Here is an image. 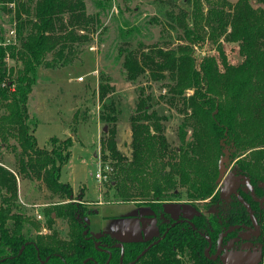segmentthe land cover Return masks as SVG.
Returning <instances> with one entry per match:
<instances>
[{"label":"trees","instance_id":"16d2710c","mask_svg":"<svg viewBox=\"0 0 264 264\" xmlns=\"http://www.w3.org/2000/svg\"><path fill=\"white\" fill-rule=\"evenodd\" d=\"M2 1L13 3L6 9L13 14L15 40L3 44L0 27V158L1 149L7 150L13 140L10 146L15 159L9 168L0 164V264H83L85 259L84 264H221L218 258L205 255L208 241L202 234L213 241L230 225L251 223L244 204L235 196L225 207L193 215L189 219L193 226L186 221L166 224L159 234L167 230L163 238L135 261L157 237L124 241L120 262V248L113 246L116 238L91 236L85 216L72 205L58 203L55 207L67 223L65 238L56 229L34 241L24 238V218L12 211L17 176L36 182L49 199L62 201L71 195L70 186L59 181L71 138L52 137L50 148L39 147L34 121L28 115L36 72L39 67L55 68L78 60L99 25V15L87 12L84 0ZM255 1L260 6L254 7L250 0H224L221 6L213 4L209 9V36L217 39L221 35L225 41L237 43L241 59L236 63L228 61L220 45L217 53L196 54L191 41L175 47L140 43L120 49L126 78L134 82L144 75L149 84H160L165 92L159 97L181 119L178 144L173 145L165 135L166 116L153 106L156 100L151 86L147 90L137 85L128 117L131 139L127 156L116 145V106L113 101L103 105L100 119L111 127L100 139V150L102 163L111 162L115 170L113 195L117 200L155 203L179 199L180 189H184L185 198L194 205L213 203L219 198L215 179L224 149L236 158L256 196L264 195L260 185L264 182V0ZM184 32L190 40L203 38L191 28ZM113 91L107 82H99L101 99ZM239 194L259 221L258 202L249 192ZM97 240L110 245V256L95 246ZM261 241L257 264H264Z\"/></svg>","mask_w":264,"mask_h":264},{"label":"rangeland","instance_id":"374dc122","mask_svg":"<svg viewBox=\"0 0 264 264\" xmlns=\"http://www.w3.org/2000/svg\"><path fill=\"white\" fill-rule=\"evenodd\" d=\"M223 1L84 0L86 11L99 15V25L95 33L84 46L78 60L55 68L39 67L27 101L28 115L30 120L34 121V135L39 147L50 148L52 137L71 138L69 156L59 171V181L70 186L71 195L62 201H58L57 198L49 199L46 191L36 182L17 176V196L12 211L20 213L24 218L22 234L25 239L34 241L37 236L46 235L51 229H56L61 237H66L67 223L56 212L55 207L58 203L80 209L93 236L96 234L93 233L95 231L105 230L106 233L108 229L121 236L136 232L147 234L146 232L153 228L154 220H161L158 235L142 240L149 241L158 237L162 228L171 220L185 218L167 217L162 220L160 213L163 206L157 202L135 203L117 200L113 195L116 174L111 162H107L111 168L108 180L101 183L97 181L94 174L98 162H102L100 139L111 127V124L107 125L100 119L99 113L104 104L114 102L117 109V120L113 126L116 145L120 152L129 156L131 132L128 117L134 107L135 87L143 85L149 90L147 86L150 85V91L155 98L153 100H156L154 108L159 114L166 116L165 135L173 145H177V129L181 115L159 97V94L165 92V88L160 87L158 83L149 84L144 75L139 76L134 82L129 81L125 76L120 49L138 47L140 43L175 47L183 41H191L189 45H193L196 54L217 53V45H220L228 61L236 63L241 59L237 43L225 41L221 35L217 36V39L210 38L208 33L211 31L207 19L211 13L210 6L213 4L221 6ZM225 1L233 3L237 0ZM250 3L254 7L260 6L255 0H250ZM7 6L10 7L9 3L0 0V27L3 28L5 37L14 25L13 14L6 9ZM185 28L200 32L203 38L190 40L184 32ZM101 80L114 87V91L108 92L103 99L98 94ZM104 127L106 129H103ZM9 143L14 141L11 140ZM10 144L7 150L1 149L0 158V164L8 168L15 159ZM224 151L225 154L217 162L218 173L215 179V191L219 197L217 201L194 205L185 198L184 189H180L179 199H171L182 200L191 205L194 213L187 219L196 213L208 214L220 205L225 207L226 201L220 197L219 189L228 173H233V179L242 177L248 179L241 174L236 158L230 157L225 149ZM244 188L245 186L241 185L238 189L248 193L249 191ZM35 211L41 213V219L35 217ZM256 212L259 217L257 222L261 238L254 236L241 239L238 236L240 230L231 231L220 244L217 258L221 264L258 263L261 240H264V201L258 202ZM102 236L105 235H99L100 240ZM100 240L97 241L101 242ZM123 242L117 240L115 243ZM207 245L205 244L203 248L204 253ZM215 251L216 240H213L208 254L213 255Z\"/></svg>","mask_w":264,"mask_h":264},{"label":"water","instance_id":"95a60500","mask_svg":"<svg viewBox=\"0 0 264 264\" xmlns=\"http://www.w3.org/2000/svg\"><path fill=\"white\" fill-rule=\"evenodd\" d=\"M103 129H106V127H104ZM233 173H228L227 178L224 179L223 183L220 186L219 189V193L221 197H225L226 195L229 194V192L231 191L236 198H238L245 206L248 215L250 217L251 220V226H247V225H243V224H234V225H230L228 227H226L223 231H221L216 238V251L213 255H209L208 254V250L210 248V245L212 243L211 239L209 236L202 234L206 240L208 241V245H207V249H206V253L205 255L208 258L211 259H215L218 257L219 255V249H220V244L221 241L223 239V237H225L229 232L236 230V229H243V231H240L238 233V236L242 239H248L250 238V236H257L260 233L259 230V226L256 220V217L251 209V207L249 206V204L247 203V201L237 192L236 188L237 186L243 184L245 186L244 190H248L251 197L257 201V202H263L264 201V197H258L256 196L253 186L251 185V183L249 182L248 179L242 177V178H236L233 179ZM262 187H264V182H262L260 184ZM181 221H186L188 222L190 225L193 226V223L188 220V219H177L176 221L172 222L171 225H174L176 222H181ZM167 231V230H166ZM166 231H164L159 237H157L154 241H152L150 244L147 245V247H145L144 249L141 250V252L135 257L134 261L137 260L153 243L158 242L161 238H163V236L165 235ZM95 246L98 249L104 250L106 251L109 256H110V250L106 248V246L104 244L99 243L98 241H96ZM114 246H117L120 248V262L122 261V255H123V244L122 243H117ZM86 259L84 260L83 264L85 263Z\"/></svg>","mask_w":264,"mask_h":264},{"label":"crops","instance_id":"0c3cea01","mask_svg":"<svg viewBox=\"0 0 264 264\" xmlns=\"http://www.w3.org/2000/svg\"><path fill=\"white\" fill-rule=\"evenodd\" d=\"M137 203V202H135ZM157 203H160L163 206V209L161 211V219L164 220V218H178L179 216H183L185 218H189L194 212L192 211V207L191 205H188V203L184 202V201H180V200H176V201H171V200H163V201H159ZM187 205V206H184ZM190 206V207H189ZM159 219L158 220H154L153 223V228L146 232L147 234H143L140 232H136L135 234L132 233H127L124 236H121L117 233H115L112 230H107L106 233H109V235L116 237V239L118 241H132V240H146L149 239L151 237H154L156 235H158L159 233ZM89 230V228H88ZM90 232V231H89ZM93 233H96L95 236H99L101 234H106L105 230L104 232L101 231H95Z\"/></svg>","mask_w":264,"mask_h":264},{"label":"built area","instance_id":"2783aa9c","mask_svg":"<svg viewBox=\"0 0 264 264\" xmlns=\"http://www.w3.org/2000/svg\"><path fill=\"white\" fill-rule=\"evenodd\" d=\"M9 5L13 6V3H9ZM14 40H15V29H14V27H12V28H10L7 36L4 38V41L2 43L7 44L10 42H14ZM79 79H80V77H79ZM110 170H111V168L108 165V163L98 162V168H97L94 176L99 183L105 182L109 178ZM34 214H35V217L37 219L42 218L41 213L39 211H35Z\"/></svg>","mask_w":264,"mask_h":264},{"label":"flooded vegetation","instance_id":"af4514ba","mask_svg":"<svg viewBox=\"0 0 264 264\" xmlns=\"http://www.w3.org/2000/svg\"><path fill=\"white\" fill-rule=\"evenodd\" d=\"M242 186H244L243 184H241ZM241 185H239V186H237L238 188L241 186ZM238 188H236V190H237V192L239 193V189ZM219 195H220V193H219ZM232 196H235L231 191L229 192V194L228 195H226L225 197H221L223 200H225L226 202L228 201V200H230L231 198H232ZM264 197V196H263ZM180 219H187V218H180ZM189 220V219H188ZM257 220V219H256ZM174 221H176V220H174ZM174 221H172V222H174ZM159 222H161V220L159 221ZM172 222H170V225H171V223ZM258 223V222H257ZM244 225V224H243ZM245 225H247V224H245ZM247 226H251V223L249 224V225H247ZM236 230H240V231H243V229L241 228V229H236ZM260 230V229H259ZM233 231H235V230H233ZM239 231V232H240ZM238 232V233H239ZM230 233V232H229ZM228 233V234H229ZM260 234V233H259ZM160 236V235H159ZM158 236V237H159ZM258 236V235H257ZM250 237H254V236H250ZM224 238V237H223ZM242 239V238H241ZM96 242V241H95ZM99 243H101V242H99ZM101 244H104L105 246H106V248L107 249H109L110 250V245H107V244H105V243H101ZM115 244H117V243H115ZM115 244H113V246L115 245ZM117 247V246H116ZM104 251V250H103Z\"/></svg>","mask_w":264,"mask_h":264}]
</instances>
